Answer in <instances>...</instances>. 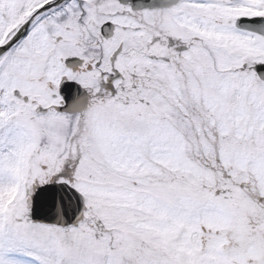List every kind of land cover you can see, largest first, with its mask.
I'll use <instances>...</instances> for the list:
<instances>
[{"label":"snow or ice","instance_id":"obj_1","mask_svg":"<svg viewBox=\"0 0 264 264\" xmlns=\"http://www.w3.org/2000/svg\"><path fill=\"white\" fill-rule=\"evenodd\" d=\"M0 264H264V0H0Z\"/></svg>","mask_w":264,"mask_h":264}]
</instances>
